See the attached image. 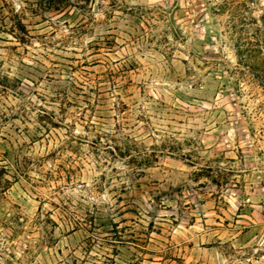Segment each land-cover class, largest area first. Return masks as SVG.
<instances>
[{
	"label": "rangeland",
	"instance_id": "rangeland-1",
	"mask_svg": "<svg viewBox=\"0 0 264 264\" xmlns=\"http://www.w3.org/2000/svg\"><path fill=\"white\" fill-rule=\"evenodd\" d=\"M251 1L0 0V264H264Z\"/></svg>",
	"mask_w": 264,
	"mask_h": 264
},
{
	"label": "trees",
	"instance_id": "trees-1",
	"mask_svg": "<svg viewBox=\"0 0 264 264\" xmlns=\"http://www.w3.org/2000/svg\"><path fill=\"white\" fill-rule=\"evenodd\" d=\"M250 2H253L251 0H243L240 2V0H225V6H233V5H237L234 10L237 11L238 9H240V7H244V8H248V3ZM240 13V12H239ZM239 16H241V14H239ZM260 20L262 22V26H264V9L262 10V15L260 17ZM259 31H262L264 32V29L261 30V27L258 28ZM252 50H249L248 54H250L251 57H254L253 54H252ZM246 67L249 68L251 71H254L255 72V66H251V65H248L246 64Z\"/></svg>",
	"mask_w": 264,
	"mask_h": 264
}]
</instances>
